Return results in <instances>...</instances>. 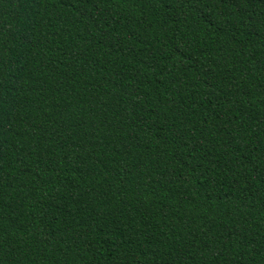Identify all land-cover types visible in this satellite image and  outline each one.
<instances>
[{"label": "trees", "instance_id": "1", "mask_svg": "<svg viewBox=\"0 0 264 264\" xmlns=\"http://www.w3.org/2000/svg\"><path fill=\"white\" fill-rule=\"evenodd\" d=\"M0 264H264V0H0Z\"/></svg>", "mask_w": 264, "mask_h": 264}]
</instances>
